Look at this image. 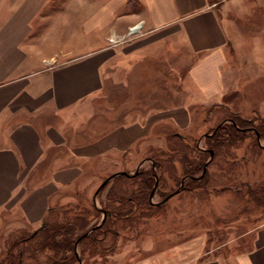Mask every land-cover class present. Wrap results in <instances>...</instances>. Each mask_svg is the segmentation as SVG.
<instances>
[{"label": "crops", "instance_id": "1", "mask_svg": "<svg viewBox=\"0 0 264 264\" xmlns=\"http://www.w3.org/2000/svg\"><path fill=\"white\" fill-rule=\"evenodd\" d=\"M4 1L0 219L10 214L9 223L35 229L53 206L68 201L63 191L80 183V161L122 154L129 142L152 135L153 115L149 124L126 119L102 133L88 129L99 135L81 142L85 133L74 130L81 106L102 98L111 79L127 78L128 67L143 69L155 59L169 66L175 55L183 63L182 99L162 109L169 112L162 120L185 125L189 112L218 103L231 90L224 14L255 9L252 0H63L59 10H43L47 0H29L28 10H22L27 0ZM153 104L146 110L155 111ZM253 229L251 247L231 259L211 255L201 235L138 264H264V222ZM6 251L0 246V255Z\"/></svg>", "mask_w": 264, "mask_h": 264}, {"label": "rangeland", "instance_id": "2", "mask_svg": "<svg viewBox=\"0 0 264 264\" xmlns=\"http://www.w3.org/2000/svg\"><path fill=\"white\" fill-rule=\"evenodd\" d=\"M62 1L47 0L43 10H59ZM254 2V10H228L224 14L231 90L218 103L189 112V122L186 120L185 125H170L162 120L169 113L162 109L174 107L182 99L179 82L184 72L183 63L178 62L179 56L175 55L171 56L175 62L169 66L155 59V65H144L143 69L128 67L127 78L111 79L102 98L81 106L77 126L73 128L85 133L81 142L99 135H90L88 129L96 127L102 133L114 124L128 122L126 119L149 124L154 118L155 126L151 136L129 142L127 151L122 154L110 152L104 160L98 158L94 163L80 161L84 167L80 183L63 191L67 197L64 201L70 204L59 202L53 206V212L43 220L48 226L65 221L75 224V234H78L99 223L102 212L92 208L91 199L101 181L116 171H147L156 160L160 181L150 198L152 203L160 201L163 194L172 192L181 182L188 181L191 185L160 205L146 202L140 206V202L129 209L124 200L129 196L138 198L140 180L121 176L109 180L96 197V205L108 207L111 215L120 210L121 215L131 216L124 220L110 215L103 227L107 232L105 240L97 241L98 233L95 240L82 241L78 246L84 255L81 264H138L154 253L177 251L190 239L201 235L205 238V249L214 257L231 259L251 247L253 228L264 222V0H252ZM28 6L29 0L22 10H28ZM152 103L155 111L146 110ZM230 118L250 130L232 139L222 134L218 136L219 143L212 157L202 153L197 147L206 148V136L220 123L231 121ZM95 120L99 126L94 124ZM253 127L261 131V137ZM208 160L202 178L181 179L192 171L195 173L191 176H199V164ZM118 194L124 199L122 202L115 200ZM81 215L85 218L83 224L78 222ZM9 218L10 214L0 219V246L4 247L36 228L9 223ZM21 228L23 230H19ZM40 236L25 243L22 264L36 260L77 264L39 243ZM32 247L37 250L29 258ZM5 257L0 255V259ZM3 264L9 262L3 260Z\"/></svg>", "mask_w": 264, "mask_h": 264}, {"label": "trees", "instance_id": "3", "mask_svg": "<svg viewBox=\"0 0 264 264\" xmlns=\"http://www.w3.org/2000/svg\"><path fill=\"white\" fill-rule=\"evenodd\" d=\"M231 121L229 122H225L222 123L220 125H218V127H215L213 130L215 132H213V130L211 131V133L209 135L206 136V140L208 141V146L206 148H199L197 147L202 153H207L208 155H210L209 150H213V154H214V148L215 146H217V143H219L218 139L219 137L223 134L226 136V138L228 139H232L235 137H238V135H242L245 134L246 132H248L250 129L249 127H242L241 125H239L237 123V120H235V118H230ZM255 130L256 135H258L259 137H261V131L257 128V127H253ZM213 132V133H212ZM177 136H180L178 134H175ZM219 136V137H218ZM205 162H202L199 164V171L201 172V174L197 177H193L191 175L192 172H188L186 174H184V176L181 177V179H183L184 177L189 176L190 181H196L200 178H202L204 176V174L206 173V170L204 172H202V169H204L205 166ZM153 166L151 168H149V170H137V172L134 175H117L115 177L121 176V177H125V178H129V179H139L140 180V187L139 189L136 191L137 193V197L135 198L133 196H129L128 198H126L125 200L122 199V196L120 194L115 195V200H119L120 202H122L124 200V203L126 204V208L132 209L135 206H138V204H145L146 202H148L150 205H160L161 200L170 192H166L165 194H163L162 198L160 201L158 202H151L150 201V192L152 190V188L155 185L156 182V186H155V190L159 184L160 181V177L159 174L157 173V162L155 160L154 164H152ZM206 167V166H205ZM154 168V170H153ZM195 173V172H193ZM113 177V178H115ZM112 178V179H113ZM179 186H181V191L182 190H186L189 189L191 187V185L187 182H181L177 185V187H175L174 189L178 188ZM105 187V186H104ZM103 187V188H104ZM99 194V193H98ZM97 194V195H98ZM140 201H139V200ZM91 205L92 208L94 210H96L97 212H103L105 211V217L104 219L101 218V220L99 221V223L95 224V225H91L88 228L82 230L80 233L75 234L76 233V229H75V224H68L65 221H59V222H53L52 225H47L44 221L42 223V225L35 229L33 232H31L30 234L27 235H22L17 239H14L11 243H9V245L6 247V252L3 253V255L7 256L6 259H0V264H3V260H5V262H9V264H22L23 261V257L24 255H26V250H25V243L26 242H33L35 240L36 237H39L40 235V242L42 243L44 246L51 248L53 251L57 252L58 255L63 256V258H66V261H70V262H75L78 264V259L82 260L84 259V255L81 252V250L78 249L79 244L82 241H85L87 239H96V235L99 233L100 237H98L97 241H103L105 240L106 236H107V232L105 229H103V227L106 224V221L108 220V217L111 215V209H109L108 207H101V206H97L95 200L91 199ZM51 210V209H49ZM54 210V208L52 209ZM119 213V214H118ZM118 214V215H117ZM112 217H114V219H128L130 218L129 215H121L120 210H116L115 213H113V215H111ZM85 221L84 216H79L78 218V222L79 224H83ZM109 228V226H108ZM107 228V229H108ZM83 229V228H82ZM46 231H49L46 233ZM100 231H102V233H100ZM45 232V233H44ZM86 235H84L82 237V235L84 233H86ZM114 233V232H113ZM61 234V236H60ZM57 236H59L57 238ZM23 245V246H22ZM38 245V244H37ZM43 246V247H44ZM17 249V251H14V249ZM37 250V247H32L29 249V258H31V256L33 255V252L35 253V251ZM36 263H45V264H57L56 260H50V261H33L32 263L29 264H36Z\"/></svg>", "mask_w": 264, "mask_h": 264}, {"label": "water", "instance_id": "4", "mask_svg": "<svg viewBox=\"0 0 264 264\" xmlns=\"http://www.w3.org/2000/svg\"><path fill=\"white\" fill-rule=\"evenodd\" d=\"M220 124H222V123H220ZM219 124V125H220ZM216 127H218V125L216 126ZM216 129V128H215ZM206 135V134H205ZM209 153H210V157H212L213 156V150H209ZM209 163V160L208 161H206L205 162V166L207 165ZM205 166H204V169H203V172L205 171ZM137 170L138 169H136L134 172H127V171H117V172H114V173H112V174H110L109 176H107L106 178H104L103 180H102V182L98 185V187L96 188V190L94 191V194H93V197H95L97 194H98V192L109 182V180H111L113 177H115V176H117V175H134L136 172H137ZM155 185H156V182H155ZM181 190V186H179L178 188H176L175 190H173L172 192H170V193H168L162 200H161V202H165L166 200H168L171 196H173L174 194H176V193H178L179 191ZM152 193H153V190L150 192V196L152 195ZM102 214H103V218L102 219H104V217H105V211H103L102 212ZM87 234V232L86 233H84L83 235H82V237L84 236V235H86ZM36 264H45V263H36ZM78 264H81V260L80 259H78Z\"/></svg>", "mask_w": 264, "mask_h": 264}, {"label": "flooded vegetation", "instance_id": "5", "mask_svg": "<svg viewBox=\"0 0 264 264\" xmlns=\"http://www.w3.org/2000/svg\"><path fill=\"white\" fill-rule=\"evenodd\" d=\"M153 164H154V162H153ZM153 170H154V168H153ZM155 186H156V185H154V187L152 188L153 193H154V191H155ZM152 190H151V191H152ZM99 192H100V191H99ZM99 192H98V193H99ZM153 193H152V195L150 196V198L153 196Z\"/></svg>", "mask_w": 264, "mask_h": 264}, {"label": "built area", "instance_id": "6", "mask_svg": "<svg viewBox=\"0 0 264 264\" xmlns=\"http://www.w3.org/2000/svg\"><path fill=\"white\" fill-rule=\"evenodd\" d=\"M135 28H137V26H133V28H132V30H131V31H133V29H135Z\"/></svg>", "mask_w": 264, "mask_h": 264}, {"label": "bare ground", "instance_id": "7", "mask_svg": "<svg viewBox=\"0 0 264 264\" xmlns=\"http://www.w3.org/2000/svg\"><path fill=\"white\" fill-rule=\"evenodd\" d=\"M135 29H136V28H135ZM135 29H133V31H134Z\"/></svg>", "mask_w": 264, "mask_h": 264}]
</instances>
